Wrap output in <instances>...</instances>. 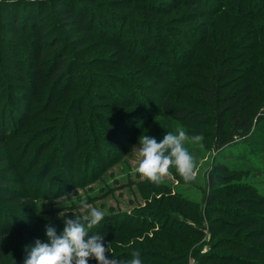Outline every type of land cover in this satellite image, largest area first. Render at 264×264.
I'll use <instances>...</instances> for the list:
<instances>
[{"label":"rangeland","instance_id":"obj_1","mask_svg":"<svg viewBox=\"0 0 264 264\" xmlns=\"http://www.w3.org/2000/svg\"><path fill=\"white\" fill-rule=\"evenodd\" d=\"M143 1V11L133 15L142 18L141 25L122 24L116 46L104 34L90 37L86 52L69 45L67 59L81 66L85 80L75 108L63 112L56 104L60 92L51 99L30 98L41 76L42 84L54 83H45L46 72L35 63L31 47L25 51L21 40L0 30V39L25 56L24 73L0 66V118L16 121L20 115L9 139L0 136V264H24L37 239L47 242L46 226L60 234L65 219L85 216L81 200L104 214L89 234L104 236L109 259L128 264L138 251L141 264H264V79L254 78L248 88L238 81L255 63L250 55L256 44L264 47V41L246 35L254 31L264 37V19L255 14L259 22L254 20L250 8L264 0H232L230 13L206 16L190 0H166L179 5L171 15L150 8L159 0ZM225 69L233 75L218 84L217 104L224 106L220 98L234 94L228 102L238 101L237 111L248 112L258 128L241 158L230 152L249 137L235 136L216 148L214 105L201 96L210 76L221 79ZM110 73L114 76L104 77ZM252 89L254 101L248 97ZM166 105L174 115L163 113ZM179 109V116L186 114L182 118ZM180 130L188 137L184 147L193 157L194 179L185 181L174 167L159 184L142 177L136 171L139 138L160 142L168 131ZM234 159L243 162V170L220 172L217 190L210 187L219 160ZM209 195L228 209L206 207ZM166 239L175 247L164 245ZM179 240L183 243L176 246ZM233 246L241 250L232 251Z\"/></svg>","mask_w":264,"mask_h":264},{"label":"trees","instance_id":"obj_2","mask_svg":"<svg viewBox=\"0 0 264 264\" xmlns=\"http://www.w3.org/2000/svg\"><path fill=\"white\" fill-rule=\"evenodd\" d=\"M184 1V0H182ZM188 1V0H187ZM192 5L196 6L198 10H201L203 15L206 16L207 12L210 15H217L219 10L226 11L225 13H230L232 7V0H190ZM234 1V0H233ZM242 0H237L241 2ZM257 1V0H253ZM143 0H0V30L1 34L10 33L14 35V38L18 41H22V47L27 51L28 47H31L33 51L31 54H35V63L42 67V71L46 72L45 83L52 81L51 87H48L47 84H42L44 76H41L36 80L37 91L32 94L30 98L34 99H51L53 94L60 92L57 97L56 104L59 106V109L63 112L70 109L72 106L75 108V104L72 103L78 99L80 92L82 94V84L85 80V74L81 72V66L73 61L67 59V54L70 53L68 49L69 45H76L79 51L86 52V47L88 46L89 41H92L90 37H97L99 34L106 35L109 39L110 45L116 46L117 39L120 41L122 24L131 23L139 27L141 25L142 18L134 17L133 15L141 13L144 9ZM158 5L150 4V8L156 12H166L167 15H171L172 11H175L176 7L173 2H168L166 0H159ZM235 4V3H234ZM252 4V2L250 3ZM244 5V4H242ZM47 8H50L52 11H46ZM251 16L254 18L255 14H258L259 17L264 19V4H252ZM203 16V17H204ZM254 20L258 21L257 18ZM144 21V19H143ZM259 22V21H258ZM263 23V22H260ZM121 25V26H120ZM98 30V31H97ZM120 30V31H119ZM110 31L115 32V34H110ZM142 35L145 34L141 30ZM77 35L76 38H68V35ZM92 35V36H89ZM246 35L255 37L260 41H264V37L260 36V33H255L254 31H247ZM148 38L151 40V36L148 35ZM70 39V40H69ZM69 40V42H68ZM128 41V40H124ZM153 41V40H151ZM0 66L1 63H5L7 66L17 69L20 73H24V55L16 51V47L12 46L10 43H7L5 38L0 39ZM12 46V47H11ZM252 46V45H251ZM262 49L261 57L257 56L256 53L260 54ZM247 55V54H246ZM250 55V53H249ZM253 58H251V57ZM249 57L254 60V65L247 67L242 70L244 76L240 78L241 84H244L245 87L253 85L254 78L264 79L262 74H264V47L258 42L254 49V54L251 53ZM37 58V60H36ZM257 59L259 61H257ZM21 63L22 68L19 66ZM241 73V72H240ZM233 75V72L229 69H225L223 72V78L212 74L210 76V82L201 87L202 98L208 103L214 105V118L216 120V140L215 146L218 149H222L227 143L231 141L235 136L239 137H249L247 142L243 141L240 151L230 152L234 157H239L243 155L241 150L244 146H249L251 144L250 137L258 128L254 126V121L251 115L246 111H237L238 101H230L229 99L233 98L234 94H227L226 97L220 98V102L224 103V106L217 104L218 94L220 95L219 83L222 79L230 78ZM114 74H105L104 77H111ZM53 85V86H52ZM41 90V94L38 95V91ZM33 92V91H32ZM256 92L252 90L249 91V99L254 101V96ZM40 97V98H39ZM61 97V98H60ZM62 99V100H61ZM83 100L84 99H80ZM85 102V101H84ZM169 105L163 108V113L174 115L173 111L169 110ZM177 112V116L181 114L180 109ZM228 113H232L230 117V132L226 140H223L226 135L225 125H226V116ZM184 114V111H183ZM179 116V118L184 117L185 115ZM15 116L14 119L7 120L6 118H0V136L4 137V141L8 140L12 131L17 125V121L20 118ZM199 117H205L203 114H199ZM67 120V119H66ZM6 121V122H5ZM70 121L67 120L66 123ZM243 140V139H242ZM241 140V141H242ZM243 159V158H242ZM243 162H237L236 159L232 161H223L219 160L216 165V174L213 173L209 178L210 187H214L223 179V175H220V172L227 173L232 171H242L243 168L241 165ZM215 186V190H217ZM214 203L215 209L221 211H226L227 207H223L222 203L216 202L214 195H209L206 199V207H209V204ZM237 208L246 211L245 208H242L240 205H236ZM178 207V206H177ZM179 209L184 210V207L179 206ZM228 211V210H227ZM249 215L251 213H248ZM9 215V214H7ZM6 219H10L5 217ZM5 219V220H6ZM4 217L0 216V221L3 222ZM254 218H250V221H253L252 227H256ZM177 228L181 229L180 226ZM214 231L213 227H210L209 232ZM204 237V234L201 230H197L196 233ZM185 235V234H184ZM179 235H173L174 239L177 240ZM185 236L186 237H189ZM168 248H174L175 245L165 240ZM229 241V240H228ZM182 240L177 241L176 246L182 244ZM230 244V243H228ZM239 246H233L232 251L241 250ZM251 249V248H250ZM173 261H169L168 264H179Z\"/></svg>","mask_w":264,"mask_h":264},{"label":"clouds","instance_id":"obj_3","mask_svg":"<svg viewBox=\"0 0 264 264\" xmlns=\"http://www.w3.org/2000/svg\"><path fill=\"white\" fill-rule=\"evenodd\" d=\"M187 139L183 130L178 134L168 131L160 142L154 137L142 135L139 138L140 159L136 171L154 184L161 183L172 167L185 181L194 179L193 157L184 147ZM193 139L199 141L202 137L195 136ZM79 203L87 214L65 219L60 234L51 225L46 226L47 242L37 239L24 264H88L90 259H95L97 264H125L114 256L108 258L106 253L110 249L104 246V236L89 234V230L104 218L103 212L91 207L85 200ZM64 215L60 213L61 218ZM132 257L128 264H141L138 251H134Z\"/></svg>","mask_w":264,"mask_h":264}]
</instances>
